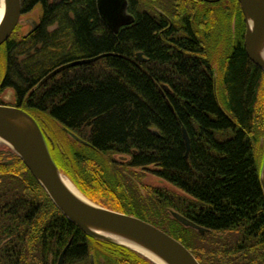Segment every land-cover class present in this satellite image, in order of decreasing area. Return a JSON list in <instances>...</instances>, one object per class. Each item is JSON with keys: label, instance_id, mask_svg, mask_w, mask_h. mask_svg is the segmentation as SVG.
Listing matches in <instances>:
<instances>
[{"label": "trees", "instance_id": "trees-1", "mask_svg": "<svg viewBox=\"0 0 264 264\" xmlns=\"http://www.w3.org/2000/svg\"><path fill=\"white\" fill-rule=\"evenodd\" d=\"M128 1L135 19L115 31L101 17L98 0H21L22 14L40 9L39 22L0 46V89L13 88L15 107L41 128L40 114L84 141L65 134L48 144L57 166L78 185L98 177L100 191L117 197L122 211L170 232L159 210L136 206L127 184L136 178L128 167L152 168L179 191L150 187L149 205L152 199L207 229L182 225L207 240L203 246L173 234L201 264H264V73L245 51L239 2L228 0L241 24L232 38L221 1L187 0L173 23L166 12ZM199 5L214 19L211 28L202 26ZM220 51L217 73L212 56ZM102 53L109 54L41 82L55 66ZM116 155L130 158L120 166ZM121 182L131 198L120 191ZM44 189L9 146L0 151V264H52L68 243L66 261H85L95 250L107 264H153L125 245L84 232Z\"/></svg>", "mask_w": 264, "mask_h": 264}, {"label": "water", "instance_id": "water-1", "mask_svg": "<svg viewBox=\"0 0 264 264\" xmlns=\"http://www.w3.org/2000/svg\"><path fill=\"white\" fill-rule=\"evenodd\" d=\"M4 1V16L0 23V45L3 44L12 34L22 14L21 0H3ZM218 1V0H207ZM244 14L246 30L244 33V48L252 62L255 63L264 73V57L257 50L258 44L264 34V0H238ZM127 0H98V10L101 17L108 25L113 26V30L117 31L118 27L129 23L132 16L126 11ZM249 18L251 24L249 23ZM33 30L37 24L34 20L30 21ZM109 53L96 54L93 57H85L66 62L55 67L52 71L45 75L42 81L56 75L59 71L74 65L82 64L97 60ZM138 57L141 59L142 54L138 52ZM41 81V82H42ZM19 113L26 117L34 128L25 130L19 125H16L9 118V114ZM186 129H183L184 141L186 149L189 151L190 140ZM0 134L7 141L8 146L16 154H18L28 169L39 180L42 186L47 191L51 200L63 213L74 223L89 235L98 238L106 239L125 245L128 248L142 254L153 264H201L194 256L192 251L188 249L181 241L167 234L158 226L143 220L132 214L116 211L103 207L99 204H87L79 200L61 181L60 170L49 151L45 135L41 130L35 118L26 110L19 106L0 104ZM76 140L84 142L76 134L70 133ZM186 151V152H187ZM188 153V152H187ZM260 181L264 194V159L261 166ZM172 215L183 225L193 227L198 232L207 231L206 228L195 223L191 219L182 214L173 211ZM103 228L114 232L123 233L135 237L144 242L152 250L145 253L142 250L135 248L125 242L111 239L96 233L90 228ZM69 243L62 249L57 264H63L66 250ZM152 252H155L154 255ZM152 253L155 257H153ZM157 257V258H156ZM156 258V259H155ZM91 264H94L91 256Z\"/></svg>", "mask_w": 264, "mask_h": 264}, {"label": "rangeland", "instance_id": "rangeland-1", "mask_svg": "<svg viewBox=\"0 0 264 264\" xmlns=\"http://www.w3.org/2000/svg\"><path fill=\"white\" fill-rule=\"evenodd\" d=\"M139 1L141 2V8H145V9H148V10L149 9H153V10L161 13L162 15H163V13L165 14V12H166L167 15L165 14L164 16L167 17V19L169 20L170 23H173L172 21L174 19H172V18H177L178 17L177 14H178L179 11L180 12L185 11L187 9V6H188L186 4L187 0H139ZM203 1L204 2H210V3H216V2L221 1L217 5H218L219 8L222 7L223 12H224V10L225 11L227 10V12H229V15L231 16L229 18V20H228V24H229V27H230V31H229L230 35L233 38L235 32H237L241 28V24H240L237 16L235 15V11H234L233 5L230 4V2L228 0H218V1H214V2L207 1V0H202V2ZM239 5H240V3H239ZM208 7H211V6H208ZM199 9H200L199 11L202 10L201 14L203 16H205V19H204L205 24L203 23L204 25H202V26L204 28H211L210 26L212 25L211 23H212V21H214V19H212L210 16H208V18H207L206 13L209 12L208 8H206V10H207L206 11L205 10V6L199 5ZM176 11H178V12H176ZM205 11H206V13H205ZM168 14H169V16L170 15L171 16L169 17ZM39 17H40V9L38 7L35 8L34 10H32L31 12H28V13H25V14H21L20 20H19L18 24L16 25L15 29L13 30L12 34H15V35H18V36L22 37L23 34L28 33L32 29V25H31L30 21L34 20L36 22V24H38ZM235 17H236V19H235ZM221 22H223V21H221ZM244 22H245V20H244ZM216 30H218V33L219 32H224L225 27H224V25L222 26V24H220V25L218 24V28H216ZM234 30H235V32H234ZM245 30H246V24L244 26V33H245ZM244 36L245 35L243 34V37ZM244 39H245V37H244ZM221 51L217 52V53H214V55L212 56L213 57V61H214V66L213 67L217 70V73L219 71L218 62H219V57L222 54ZM223 51H225V49ZM2 61L3 60L1 58V50H0V79H1V77L3 75V72H4V67H3V62ZM259 94H260V99H262L264 101V82H262ZM0 104L13 105V106L16 105V97H15V92H14L13 88L0 89ZM39 119H40V121L42 123V127L43 128H41L40 125L39 126H40L41 130L43 131V133L45 135L47 145L48 144H53V143L55 144V141L56 142L59 141V139L62 138L60 136H64L65 134H66V137H68V138L70 137V139L72 141L75 140V138L72 137V135L69 133V131L66 130L65 128L61 127V125L59 123H57L55 120L50 119L46 115H41V114L39 116ZM79 142H81V141H79ZM5 146H8V144L5 143V142H0V151H2V149ZM261 146H262V143H261ZM48 148H49V145H48ZM49 151H50V149H49ZM67 152H68V150H67ZM61 156L64 157L63 155H61ZM129 158L130 157L127 156V155L126 156L125 155H116L115 156V161H116V163H118V165L124 166L123 164L127 163ZM62 159L63 158H60L61 161H62ZM62 162H64V161H62ZM56 165H57V163H56ZM114 167L118 168L117 165L114 166ZM119 168H121V167H119ZM151 169L152 168L144 169V168H140V167H138V168L137 167H128L127 170H126V172L127 171L132 172V174H134L135 177H136V178L134 177L135 179L131 178L130 175H128L130 178L127 177V178H129V183H127V184L129 186H131L132 189H134L133 193L135 195H137L136 196L137 198H135V200L137 202L136 206H139V207H141L143 209L151 208L150 210H155V209L159 210V212L161 213V219H160L161 223L164 226H166V228H168V230L170 232L166 231L165 229H162L161 227H159V228H161L162 230L166 231L167 234H170L171 236L175 237L179 241H181V239H179L178 237L174 236L173 234H176V231L177 232L180 231V232L183 233V235L185 236L184 238L186 240H187L188 236L190 237L193 245L197 244V242H198L200 246H203V244L207 240H203V239L201 240L200 238H198V236L194 235V232H190V233L185 232L183 230V228H182L183 223H181L178 220H175V217L172 215V212L176 211V210H174L173 208H168V209H165V210L164 209L161 210L162 207L159 208V206L156 205L155 202L152 199L150 200L151 205H149V202L146 199V197L149 194V188L150 187H162V188H166V189H169L171 191H174V192L175 191H179L177 189V187H175L174 185L170 184V182H168L165 179H162L161 177H159L156 174H154V172ZM59 170H60V175L62 174L64 176L68 177L70 180H72V183L79 189V191L81 193H83V195H85L92 202H94V204H99V205H102L103 207H107V208H110V209H113V210L115 209L116 211L124 212V211H122L124 205H122L123 203L120 202L117 197L112 196L108 192L100 191V190L103 189V184H102L103 181H100L99 179H97L98 177L97 178L95 177L96 179L95 178L91 179L90 180L91 181L90 184L88 182H85V181H80V183L78 182L80 185H78L75 182V180L73 178H71V176L68 174V172L66 170H63V169L61 170V168H59ZM124 171L125 170L122 171V169H121L118 172L119 173L120 172L123 173ZM127 184L126 183L123 184V182H121L119 184V187H120L119 189H120V191H122V193L124 194V196L126 198H129V197L131 198L132 197L131 194H130L131 191H129L128 187L126 186ZM132 200H134V199L132 198ZM124 213H127V212H124ZM127 214H130V213H127ZM132 215L137 216L135 214H132ZM137 217H139V216H137ZM139 218H141V217H139ZM141 219L146 220L144 218H141ZM146 221H148V220H146ZM148 222H150V221H148ZM150 223H152V222H150ZM205 232L206 231H204L203 233H205ZM181 242L185 245V243L183 241H181ZM187 248L189 249V247H187ZM95 252H96L95 250L91 251V254L89 255V258L87 260H85V261H82V262L79 261V259L77 261L76 260L75 261L74 260L66 261V259L64 258V261H65L64 264H91V256L93 257L94 264H107V261H106L107 259H105L104 257H102L99 254H97L99 256H96ZM59 255H60V253H59ZM59 255L54 260V263L52 262V264H57L56 261H58ZM194 256H195V254H194ZM198 261H199V259H198Z\"/></svg>", "mask_w": 264, "mask_h": 264}, {"label": "bare ground", "instance_id": "bare-ground-1", "mask_svg": "<svg viewBox=\"0 0 264 264\" xmlns=\"http://www.w3.org/2000/svg\"><path fill=\"white\" fill-rule=\"evenodd\" d=\"M4 14V1L0 0V23L2 21L3 15ZM133 17V16H132ZM135 19V16L133 18V20H131L129 23L133 22ZM127 23V24H129ZM249 23L251 24V20L249 18ZM126 25V24H125ZM258 48L257 49L261 56L264 57V34L260 40V43L258 44ZM9 118L16 123V125H19L21 128L25 129V130H32L34 128V126L31 124V122L24 117L23 115L19 114V113H11L9 114ZM0 142H5L7 143V141L1 136L0 134ZM61 181L63 182V184L67 187L66 189H69L71 191V193H73V195H75L79 200L90 204V205H94V202H92L90 199H88L85 195H83V193H81L79 191V189L72 183V180H70L68 177L64 176L61 174ZM91 229H93L96 233L102 235V236H106L108 238L111 239H115V240H119L121 242H125L135 248H138L140 250H142L145 253H149V251H151L152 249L150 247H148V245H146L144 242H142L141 240L123 234V233H119V232H114V231H110L107 229H103V228H96V227H92L90 226ZM154 255L155 252H152ZM152 253H150L153 257H155ZM157 258V257H156ZM155 258V259H156ZM162 264H165L164 262Z\"/></svg>", "mask_w": 264, "mask_h": 264}, {"label": "flooded vegetation", "instance_id": "flooded-vegetation-1", "mask_svg": "<svg viewBox=\"0 0 264 264\" xmlns=\"http://www.w3.org/2000/svg\"><path fill=\"white\" fill-rule=\"evenodd\" d=\"M128 8H129V1L127 0V5H126V8H125V9H126L127 13H129L131 16H133L132 19H131V20H133L134 15L129 11ZM125 24H127V23H125ZM125 24H123V25H125ZM123 25H121V26H123ZM109 26L113 29V26H111V25H109ZM121 26H119L118 29H119ZM64 258H65V256H64ZM64 262H65V261H63V264H64Z\"/></svg>", "mask_w": 264, "mask_h": 264}]
</instances>
